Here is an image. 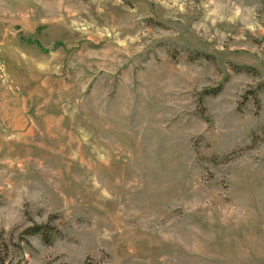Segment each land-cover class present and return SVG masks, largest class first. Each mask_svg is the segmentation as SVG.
<instances>
[{"label":"rangeland","instance_id":"1","mask_svg":"<svg viewBox=\"0 0 264 264\" xmlns=\"http://www.w3.org/2000/svg\"><path fill=\"white\" fill-rule=\"evenodd\" d=\"M262 128L264 0H0L12 264H264Z\"/></svg>","mask_w":264,"mask_h":264},{"label":"trees","instance_id":"2","mask_svg":"<svg viewBox=\"0 0 264 264\" xmlns=\"http://www.w3.org/2000/svg\"><path fill=\"white\" fill-rule=\"evenodd\" d=\"M220 89H217L216 91H208L205 92L204 94L206 96H215L219 92ZM201 102V100H200ZM261 134L264 135V128L261 130ZM260 140V137H254L253 138V144H256L257 141ZM263 139H261L262 141ZM260 141V142H261ZM29 236H39L41 238V241L46 244L50 245L52 243V229L50 228L49 225H33L29 227L24 233L22 234V238H26ZM24 239L22 240V242ZM18 252L21 254L22 248L20 247L19 244L13 243L8 241L5 238V233L0 232V264H12L11 259L13 254ZM17 254V253H16ZM19 258H22L20 255ZM16 264H23L22 260H19Z\"/></svg>","mask_w":264,"mask_h":264}]
</instances>
